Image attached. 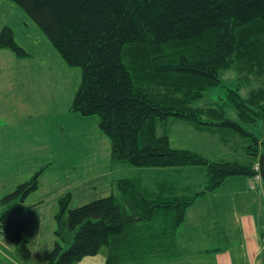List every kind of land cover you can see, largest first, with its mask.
<instances>
[{
  "label": "trees",
  "instance_id": "16d2710c",
  "mask_svg": "<svg viewBox=\"0 0 264 264\" xmlns=\"http://www.w3.org/2000/svg\"><path fill=\"white\" fill-rule=\"evenodd\" d=\"M7 1L36 26L66 66L81 69L70 111L98 117L113 163L206 171L205 187L193 195L151 196L126 178L116 181L117 195L78 207L69 208L71 196L65 195L58 200L56 240L46 264H77L102 248L105 264L176 257L175 236L185 210L228 178H253L254 161L264 155V139L246 129L264 122V85L245 97L239 88L229 89L217 103L193 105L220 87L228 70L264 80V0ZM0 50L17 59L30 57L8 26L0 30ZM170 119L197 131H232L249 141L246 152L253 162H213L194 151L172 149L165 127ZM42 171L0 200L5 206L0 236L22 262L31 253L18 216L28 209L25 201L37 191Z\"/></svg>",
  "mask_w": 264,
  "mask_h": 264
},
{
  "label": "rangeland",
  "instance_id": "374dc122",
  "mask_svg": "<svg viewBox=\"0 0 264 264\" xmlns=\"http://www.w3.org/2000/svg\"><path fill=\"white\" fill-rule=\"evenodd\" d=\"M24 17L26 16L19 8L15 12L10 11L8 21L12 26H16V32L21 25V18ZM26 38L30 39L27 35ZM26 38L24 44L28 45ZM46 44V49L45 45L42 47L29 45V48L33 47L30 49L31 52L38 53V57L33 62L17 63L15 93H11L9 99L2 98L0 101V200L43 168L38 178L39 192L30 194L25 205L29 206L41 198H47L49 201L39 212L29 208L18 216L26 222L23 235L29 239L28 245H32L35 259L39 257L45 245H51L52 248L56 240L54 231L57 224L54 214L52 216L51 214L54 207L58 206V200L69 192L75 194L77 191L89 189L87 186L97 184L96 191L88 193L86 199H83V194L71 197L69 208H74L76 204H84L110 195L107 193L109 183L115 179H131L143 186L145 182L155 184L166 179V171L169 183L174 170H149L113 163L110 157V142L99 131L98 124L96 125L98 117H81L70 112L71 101L81 81V69L66 66L50 44L48 42ZM242 74L238 75L233 69L223 72L220 87L206 93L193 105L205 107L217 103L220 99L226 98L225 94L229 89L239 88V93L245 97L250 90L264 85V80H256L253 75H247L245 72ZM229 116L234 117L232 111L229 112ZM165 127L172 149L194 151L213 162L228 161L244 165L253 162L246 152L249 141L230 130L197 131L191 124L175 119H170ZM246 129L264 139L263 121L254 127L247 126ZM157 131L160 135L161 126H158ZM10 144L14 147H10ZM256 161L260 160L257 159L254 163ZM186 169H192L189 177L185 175L190 181V188L188 192L179 195L201 192L205 187L201 172L194 167ZM231 178L243 179L245 184L248 180L243 176ZM250 179L256 186L255 191L261 193L264 182ZM224 183L213 195L223 202L224 206L230 207L234 204L235 207L237 200L232 197L239 193L238 187L230 186V182ZM65 187L70 189L61 193ZM114 189L115 187L111 190ZM210 193L206 192L204 195H211ZM241 196L242 200L239 203L243 204L245 200L243 195ZM261 199V203L257 202L256 205L257 211L263 214L264 196ZM4 210L5 206L0 204V214ZM231 234L235 242H238L236 232L233 231ZM262 240L264 243V239ZM105 253V248H102L100 255ZM14 254V248L0 236V264H14ZM153 259L155 263L163 261L161 258ZM16 260L21 262L17 256ZM145 261L147 260L124 264H146Z\"/></svg>",
  "mask_w": 264,
  "mask_h": 264
},
{
  "label": "crops",
  "instance_id": "0c3cea01",
  "mask_svg": "<svg viewBox=\"0 0 264 264\" xmlns=\"http://www.w3.org/2000/svg\"><path fill=\"white\" fill-rule=\"evenodd\" d=\"M17 8L18 7L15 4L12 5L10 1L0 0V30L4 26L10 27L14 32L16 42L30 55V57L26 59H17L8 50H0V101L2 98L9 99V95L15 93V86H17V82H15L18 70V66L16 67L17 63L33 62L38 57L39 54L32 53L30 49H33V47L29 48V45L32 44V46L40 47L45 45V49L47 46V40L27 17H24V19L21 18V25L17 29L18 32H16V26H12V23L8 20L10 11L12 10L15 12ZM26 35L30 37V39L26 38ZM25 38L28 45L24 44ZM11 86L13 87L11 88ZM97 124L96 122V125ZM10 147L14 146L10 144ZM198 169L205 181L206 171L201 168ZM191 171L192 169L186 168L172 170V178H170L169 183H167V178L169 176L165 171L166 179L161 182H155V184L154 182H145L143 186L141 184L140 186L143 190H147L151 193V196L155 197H166L165 194L179 195L188 192L190 181L187 180L185 175L189 177L191 174L189 172ZM117 180L118 179H115L109 183L107 193L114 195L118 194L116 190ZM239 180H234L233 178L225 180V182H230V186L233 185L238 187L239 193H237L235 197H232L237 200V205L235 207L234 204L230 207L224 206L223 202L216 199L213 195L216 190L211 192V195L199 196L192 205L185 210L184 220L176 231L175 244L177 256L168 259L161 258L163 261H157V263H155V259L152 258L145 261L146 264H264V243L262 240L264 239V212L261 214V212L257 211L256 205L257 202L261 203V198L264 196V186L261 189L262 192L259 193L255 191L256 186L253 188L249 187L248 180L246 184L243 179ZM113 187H115V189L112 191L111 189ZM87 188L89 189H83L80 192L77 191L75 194H83V199H86L88 193L96 191L97 184H92L90 187L87 186ZM66 189L70 188H63L61 193ZM74 189L75 187L73 190ZM37 192H39V187L33 194H37ZM75 194L70 193V196L73 198ZM241 195H243L245 200L243 204L239 203L240 200H242ZM37 201L38 202L30 204L28 209H34L35 212H39L46 206L49 200H47V198H41V200ZM76 205L77 206L74 207L83 204ZM55 210H58V206L56 208L54 207V212L51 216L53 214L54 216L56 215L57 212H55ZM22 221L24 223V234L26 222L24 220ZM233 231L237 234L239 239L238 242H235L231 234ZM50 247L51 245H45L44 250H41L39 257L35 259L33 257L34 252L32 250V245H29L31 254L27 262H19L16 260L17 255L14 250V264H46L45 258L51 249ZM100 252L96 256L85 257L77 264H105L106 253L100 255ZM150 260H152L151 263H149Z\"/></svg>",
  "mask_w": 264,
  "mask_h": 264
},
{
  "label": "built area",
  "instance_id": "2783aa9c",
  "mask_svg": "<svg viewBox=\"0 0 264 264\" xmlns=\"http://www.w3.org/2000/svg\"><path fill=\"white\" fill-rule=\"evenodd\" d=\"M253 172H254V179L255 180H258V181H260L261 180V176H260V166H259V163H256L254 166H253ZM248 185H249V187L250 188H253L254 187V185H253V183L251 182V179H249V181H248ZM263 229H264V225H263Z\"/></svg>",
  "mask_w": 264,
  "mask_h": 264
},
{
  "label": "water",
  "instance_id": "95a60500",
  "mask_svg": "<svg viewBox=\"0 0 264 264\" xmlns=\"http://www.w3.org/2000/svg\"><path fill=\"white\" fill-rule=\"evenodd\" d=\"M259 163H260V175H261L262 180L264 182V155L261 157Z\"/></svg>",
  "mask_w": 264,
  "mask_h": 264
}]
</instances>
